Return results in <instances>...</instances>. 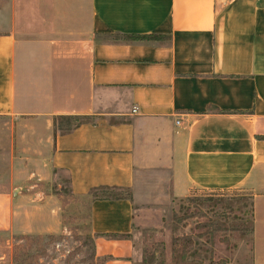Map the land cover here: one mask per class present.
I'll return each instance as SVG.
<instances>
[{"label":"crops","instance_id":"0c3cea01","mask_svg":"<svg viewBox=\"0 0 264 264\" xmlns=\"http://www.w3.org/2000/svg\"><path fill=\"white\" fill-rule=\"evenodd\" d=\"M149 34L162 39L126 37ZM71 115L92 119L56 129ZM0 118L1 234L52 229L33 188L58 170L78 197L242 188L264 264V0H0ZM133 213L129 198H90V231L128 234ZM93 253L135 258L128 238L94 236Z\"/></svg>","mask_w":264,"mask_h":264},{"label":"rangeland","instance_id":"374dc122","mask_svg":"<svg viewBox=\"0 0 264 264\" xmlns=\"http://www.w3.org/2000/svg\"><path fill=\"white\" fill-rule=\"evenodd\" d=\"M91 119L88 116L87 120ZM73 123L58 117L55 124L56 129L65 131ZM6 127V120L0 118V171L7 157ZM40 188L49 195L46 206L54 209L44 216L52 229L12 236L0 233V254L9 264H102V257L93 253L88 210L90 198L108 195L129 198L133 203L132 224L126 237L134 249L132 264H170L171 238L180 233L193 241L186 258L189 264H251V199L242 188L192 189L184 197L166 196L152 201L146 198L148 187L139 185L135 194L126 188H96L88 196L78 197L69 193L67 175L61 170L33 189ZM243 226L247 227L244 233L237 229Z\"/></svg>","mask_w":264,"mask_h":264},{"label":"trees","instance_id":"16d2710c","mask_svg":"<svg viewBox=\"0 0 264 264\" xmlns=\"http://www.w3.org/2000/svg\"><path fill=\"white\" fill-rule=\"evenodd\" d=\"M126 37H128L130 39H140V40L162 39V36H158L155 34L130 35V36H126ZM61 117L74 120V123L70 128H72V127H74V126H76L82 122H88L89 121V120H87L88 116H84V115H80V116L79 115H71V116H61ZM70 128H68L67 130H69ZM101 198L116 199V198H122V197L121 196L108 195V196L101 197ZM204 225L205 224H203L202 226H204ZM237 229L239 231H241L242 233L247 231L246 226H243L242 229L237 227ZM248 229H249V231H251V221H250V226L248 227ZM93 236H102V237L107 238V239H120V238H126L127 234H124V233H102V234H93ZM192 249H193V241L189 235L184 234V233L174 235L171 238V243H170V264H189V262L186 261V258H188V254H190ZM101 257L103 259V262L106 260L112 259L111 256H109V255H104ZM199 264H202V263H199Z\"/></svg>","mask_w":264,"mask_h":264},{"label":"built area","instance_id":"2783aa9c","mask_svg":"<svg viewBox=\"0 0 264 264\" xmlns=\"http://www.w3.org/2000/svg\"><path fill=\"white\" fill-rule=\"evenodd\" d=\"M134 111H135V108L133 107V108L131 109V112H134ZM175 122L177 123L178 120H175Z\"/></svg>","mask_w":264,"mask_h":264}]
</instances>
